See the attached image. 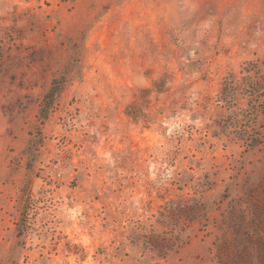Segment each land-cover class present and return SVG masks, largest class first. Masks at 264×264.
<instances>
[{
    "label": "rangeland",
    "instance_id": "1",
    "mask_svg": "<svg viewBox=\"0 0 264 264\" xmlns=\"http://www.w3.org/2000/svg\"><path fill=\"white\" fill-rule=\"evenodd\" d=\"M0 264H264V0H0Z\"/></svg>",
    "mask_w": 264,
    "mask_h": 264
},
{
    "label": "trees",
    "instance_id": "2",
    "mask_svg": "<svg viewBox=\"0 0 264 264\" xmlns=\"http://www.w3.org/2000/svg\"><path fill=\"white\" fill-rule=\"evenodd\" d=\"M55 93H57L54 89L50 90L49 93L47 94V97H52L55 96ZM59 93V92H58ZM49 106V104L47 105ZM257 142H254L252 145H255Z\"/></svg>",
    "mask_w": 264,
    "mask_h": 264
}]
</instances>
